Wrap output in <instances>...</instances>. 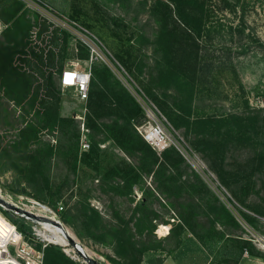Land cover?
<instances>
[{"label":"trees","instance_id":"1","mask_svg":"<svg viewBox=\"0 0 264 264\" xmlns=\"http://www.w3.org/2000/svg\"><path fill=\"white\" fill-rule=\"evenodd\" d=\"M115 1L127 4L126 0ZM149 13L156 23L152 43L163 62L158 60L156 79L143 82L141 91L165 113L176 129H183L189 146L201 154L217 174L219 186L230 188L234 199H237L238 190L234 186L243 173L229 171L223 157L233 142L249 144L254 154L247 160L246 166L254 174L264 171V109L204 113L205 105L198 103L203 93L200 84L206 69L201 59L200 43L207 27L206 0H156ZM20 16L29 24L38 23L41 17L38 12L26 8L21 0H0V17L7 25L0 34V99L12 101L14 108L21 110L19 116L23 125L18 129L13 144L15 149L23 146L26 140L38 139L42 132L57 134L56 144L48 142L39 150H23L22 158L30 172L29 180L38 190V196H51V202L57 208L65 186L73 188L74 194V187L78 185L76 203L68 209L58 208L61 217L76 225L81 236L112 247L115 255L109 258L113 264H143L147 252L166 251L169 236L159 237L155 230L161 222L168 223V219L147 204L146 199L137 203L129 218L116 208L111 218H107L91 205L90 193H84L88 180L94 182L98 179L102 190L118 196H131L137 185L156 199L165 197L171 205L184 209L180 218L201 237L192 223L197 213L195 204L187 201L194 199L195 193L208 189V186L201 175L192 169L181 150L171 144L159 152L143 137L137 126L147 120L144 107L108 64L99 58L92 61V77L86 100L88 112L85 125L89 129L91 146L88 150L81 149L79 121L60 113L62 87L54 76L58 73L61 76L63 68L58 66L55 69V62L50 58L39 59L32 55L26 41L11 27ZM76 18L73 16V19ZM68 38L69 32H66L65 39ZM131 40L128 39L129 42ZM131 46L136 49L134 52L125 51L120 46L115 59L138 78L136 70L143 73L147 66L144 61L147 53H143L141 47ZM77 48L78 57L91 59V50L82 41L77 42ZM41 64L46 65L48 70ZM34 66L41 72L37 71L36 74ZM201 98L206 102L205 96ZM109 140L121 148L126 156L101 146ZM54 156L56 162H63L73 175V178L68 177L69 184L57 188L53 176L46 175L43 170L46 164L54 160ZM147 177L152 178L154 188L147 186ZM186 192L189 197H185ZM211 207L216 220L227 226L242 227L236 215L225 205L212 204ZM249 208L255 214L242 210L241 217L256 227L257 221L264 216V208L257 204ZM10 219L22 233L29 236L24 224ZM227 233L237 243L241 242L242 251L247 249L252 255L263 256L251 239L232 235L231 231ZM4 242L5 235H0V243ZM39 248L44 252V264H84L68 256L54 243L45 247L39 245ZM239 260V256L234 257V264H238ZM163 261V257H158L155 264H162Z\"/></svg>","mask_w":264,"mask_h":264},{"label":"rangeland","instance_id":"2","mask_svg":"<svg viewBox=\"0 0 264 264\" xmlns=\"http://www.w3.org/2000/svg\"><path fill=\"white\" fill-rule=\"evenodd\" d=\"M39 1V5L37 4L39 11L25 5L29 10L36 11L41 15L38 23L29 24L26 19L20 16V19L11 25L26 41L32 55L39 59L50 58L55 62V69L58 66L63 69L66 66L84 68L92 63V60L77 56V42L82 41L90 48L91 52L95 48L94 55L96 57L98 55L99 59L108 64L142 104L147 115L145 123L151 122L152 116L159 120L167 134L174 139L181 152L183 151L182 153L192 169L201 175L208 186V189L195 193L194 199L187 201L190 204H195L197 213L192 223L201 237H198L180 218L181 212L184 211L182 207L171 205L163 196L156 199L137 185L134 186L133 194L127 197L102 190L98 179L94 182L88 180L84 193H90L91 205L100 210L107 218H111L114 208L122 210L129 218L137 203L146 199L147 204L151 205L165 219H168V223L161 222L155 230L159 237L169 236L166 241L167 250L147 252L143 264L153 262L155 264L158 257L164 258L162 264H209L210 262L234 264L236 256H239L240 259L238 264H264V216H261L256 227H253L246 223L240 214L242 210L255 214L249 208L252 204L262 205L264 208V171L254 174L251 173L250 167L246 166L247 160L254 154L252 147L249 144H239L235 141L229 145L228 151L223 157L229 171L243 173L234 186V189L238 190L237 200L234 199V193L230 188L229 190L219 186L217 174L211 170L201 154L189 146L183 129H176L165 113L163 114V111L155 107L153 102L141 91V87L144 88L143 82L147 83L152 78L156 79L155 70L158 60L163 62V58L158 56L152 43L156 23L150 17L149 10L156 0H126L127 4L125 3V5L115 0ZM206 4L208 7L207 27L200 38L201 59L206 67L200 87L203 91L201 97L205 96L206 102H203V98L200 97L198 103L205 105L204 113L264 109V0H206ZM26 16L29 17L27 12ZM54 16H56V20ZM73 16L77 18L73 19ZM60 18L75 20L80 26L88 29L89 39L85 33H82L80 27L70 30L62 26ZM66 32H69L68 40L65 39ZM83 38L89 42V45ZM129 38H132L130 42ZM131 45L141 47L142 52L147 53V57H144L147 66L143 73L140 74L134 67L138 78L130 74L115 59L116 51L120 46L125 51L134 52L136 49ZM41 65L44 68L46 66ZM29 69L32 71V68ZM38 69L37 66H34L36 74ZM54 77L60 81L59 73ZM62 96L61 115L72 116L79 121L80 144L83 138L90 141L89 129L85 125L88 112L86 103L78 98L74 88L62 89ZM14 107L12 101L6 98L0 99V111L2 112L0 114V196L3 195V198L10 203L42 218L27 215L17 208L0 203V235H5V239L11 235L15 223L10 218L24 224V228L29 234L26 236L16 226L21 232L23 240L20 245L10 246L11 254L13 257L21 258L19 254H23V248L27 251L33 249L35 253L43 251L39 245L44 247V244H49V242L38 236L40 233L38 231L37 234L36 228L42 227L43 222L49 221L47 218H43L48 217L60 220L66 226V231L68 230L82 245L85 253L102 264H113L109 258V256L115 255L112 247L97 243L87 236H81L76 225L64 221L61 217L58 208L63 205L65 209H68L76 203L79 195L78 185L74 187V194L73 188L65 186L57 208L51 202V196L46 198L38 196V190L29 180L30 172L22 158L25 153L23 150L26 148L39 150L44 148L48 142L56 144L57 134L50 135L47 132H42L38 139L26 140L23 146L15 149L13 144L17 138L18 129L23 123L19 116L21 110ZM83 125L85 126L83 127ZM101 146L113 150L120 156H126L125 152L116 147L112 140L102 143ZM43 170L46 175L53 176L56 188L65 183L69 184V175L73 178L69 168L63 162H56L55 156L54 160L46 164ZM146 183L148 187L154 188L151 177L146 178ZM185 197H189L188 192L185 193ZM212 204L228 207L236 215L242 227L227 226L216 220ZM133 224L134 222H132ZM8 230L10 232H7ZM228 231L233 232L232 235L251 239L263 256L252 255L247 249L242 251L240 249L241 242L237 243L228 237ZM59 232L63 233V229H60ZM54 244L58 245L71 258L84 264H90L77 251L68 253L65 246L56 242ZM69 247L77 250L71 243ZM37 256L38 254L34 260H37ZM1 258L4 256L2 255ZM228 258L230 260H227Z\"/></svg>","mask_w":264,"mask_h":264},{"label":"built area","instance_id":"3","mask_svg":"<svg viewBox=\"0 0 264 264\" xmlns=\"http://www.w3.org/2000/svg\"><path fill=\"white\" fill-rule=\"evenodd\" d=\"M25 3L27 7H30L31 9L38 10L39 0H21ZM38 4V5H37ZM39 11V10H38ZM54 19L56 20V16H54ZM60 23L62 26L72 30V28L80 27L82 29V33L86 34L87 39L89 37L87 36L89 32L88 29H86L83 26H80L75 20L72 19H64L60 18ZM6 23L3 21V19L0 17V34L2 31L6 28ZM84 39V38H83ZM85 43L89 45V42L85 40ZM96 49L94 48L91 52V59L94 60L95 58H99L94 55V52ZM92 77V63H89L88 66L84 68L80 67H71L66 66L61 73L60 76V84L62 89L66 88H74L77 91L78 98L86 103V100L89 96V87ZM153 105L157 107L154 103ZM151 122L144 123L143 125L137 126L140 133L143 135V137L159 152L162 151L164 148L171 144H176L174 139H172L166 132L165 127L161 124L159 120H157L154 116H152ZM85 125H83L84 127ZM91 146V143L89 140L83 138L81 140V148L83 150H88ZM178 147V146H177ZM179 148V147H178ZM180 149V148H179ZM181 150V149H180ZM183 152V151H182ZM63 205L60 206V210L63 209ZM16 226V225H15ZM17 228V227H16ZM20 232V231H19ZM23 236L20 232V235H18V238L9 240L5 246L0 247V256H4V258H0V260H7L6 263L8 264H44V252L41 251L39 253H35L33 249H30V251H27L26 249H22L23 254H19L20 257L16 256L13 257L11 254L10 246L12 245H20L22 243ZM50 243V241H48ZM54 243V242H53ZM57 243V242H56ZM48 243L44 244V247ZM37 256V260L35 259V256ZM5 263V262H2Z\"/></svg>","mask_w":264,"mask_h":264},{"label":"bare ground","instance_id":"4","mask_svg":"<svg viewBox=\"0 0 264 264\" xmlns=\"http://www.w3.org/2000/svg\"><path fill=\"white\" fill-rule=\"evenodd\" d=\"M45 207V206H44ZM44 210L46 208H43ZM62 229L61 227L53 224L52 222L50 221H47V222H43L42 224V227H37L36 228V232L38 234V231L40 233L41 237L39 234L38 236L45 240V241H54V242H57L63 246L66 247V251L68 253H74L76 252V250H74L72 247H69L70 245V242L68 240V237L66 236L65 232L63 231V233L59 232V230ZM65 231H66V228H65ZM68 231V230H67ZM66 231V232H67ZM18 233L19 230L16 228L15 224L13 225V230L12 232L10 233L11 235H8L5 239V242L3 244L0 243V246H5V244L9 241V240H12V239H17L18 238ZM1 258V256H0ZM5 259V258H4ZM7 260H0V264H8L6 263ZM2 262H5V263H2Z\"/></svg>","mask_w":264,"mask_h":264},{"label":"water","instance_id":"5","mask_svg":"<svg viewBox=\"0 0 264 264\" xmlns=\"http://www.w3.org/2000/svg\"><path fill=\"white\" fill-rule=\"evenodd\" d=\"M0 203L8 206V207H14V208H17L18 210L24 212L25 214L27 215H31V216H34V217H39V218H42L41 216L39 215H36L35 213L33 212H30L28 210H25V209H22L12 203H10L8 200H6L5 198H3L2 196H0ZM43 218H47L50 222H52L53 224L61 227L63 229V231L65 232L66 236L68 237V240L69 242L74 246L76 247V251L87 261L89 262L90 264H102L100 261H98L97 259H95L94 257L90 256L89 254L85 253L84 252V249L82 247V245L73 237V235L70 234L69 231H65V228L66 226L60 221V220H57L55 218H48V217H43ZM50 242H54V241H50ZM55 243V242H54Z\"/></svg>","mask_w":264,"mask_h":264}]
</instances>
